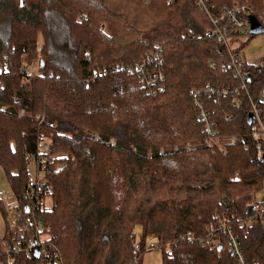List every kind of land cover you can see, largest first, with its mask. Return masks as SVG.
I'll return each mask as SVG.
<instances>
[{
  "label": "trees",
  "instance_id": "obj_1",
  "mask_svg": "<svg viewBox=\"0 0 264 264\" xmlns=\"http://www.w3.org/2000/svg\"><path fill=\"white\" fill-rule=\"evenodd\" d=\"M249 1L263 16L264 0ZM209 28L194 0H0V166L15 207L28 215L38 202L28 195L27 160L40 138L50 151L38 154L64 165L47 175L51 206L35 210L47 252L26 255L7 226L0 263L137 264L139 226L138 242L156 240L162 264H236L218 215L246 260L264 264V222H243L264 189L246 122L250 101L264 118V80L245 61L238 106L204 100L207 84L240 86ZM154 53L155 81L145 87L146 71L126 67ZM195 99L219 135L241 138L225 142V153L205 143Z\"/></svg>",
  "mask_w": 264,
  "mask_h": 264
},
{
  "label": "built area",
  "instance_id": "obj_2",
  "mask_svg": "<svg viewBox=\"0 0 264 264\" xmlns=\"http://www.w3.org/2000/svg\"><path fill=\"white\" fill-rule=\"evenodd\" d=\"M194 3L196 7L206 15L210 23V30H208L209 36L216 39L218 42L224 44L225 48L227 49L229 55V64L232 66L234 75L240 80V87L245 89V78L247 75L246 71L244 70L245 60L243 59V54L240 50L235 51L234 49L236 47H231L229 39L233 41L232 44L235 43V45H238V43L236 44L237 41L235 40L237 39V37L250 34V23L248 17L249 15L255 16V9L251 4L252 2H250L249 0H194ZM256 18L264 26V14L263 16L258 15L256 16ZM159 59L160 57L158 53L149 55L147 54L140 61L135 62L132 66L126 67V69L128 71L138 70L140 73H144L143 71L145 70L146 72L142 76L141 81L145 87L150 86L155 81V78L152 79L151 77H147L149 76L147 75V73L148 71H150L149 66L153 62H158ZM254 66L256 67L257 72L262 74L264 80V58L260 59L256 64H254ZM121 69L124 70L123 67H121ZM0 70L3 71L2 66H0ZM158 78H162L161 73H158ZM204 90L208 96L210 95V93L219 92L220 94L226 95L230 94L233 91L225 86L216 88L211 85L209 86V84L205 86ZM262 97H264V93L262 94ZM233 101H235V104L239 103L238 98L234 99ZM194 103L198 108V120L202 123L203 130H205V134L207 136L214 137V139H212V143L213 145H216L215 148L221 153H225L226 150L224 143L227 141L224 139H220L218 141L216 139L219 134L218 131L214 129L210 117H208L209 114L204 105V101L200 99H195ZM250 103V106L252 107L250 111L252 113V124L250 125V134L251 138L256 143L257 156L261 159L264 155V118H262L261 109L259 105L257 103H254L253 101H250ZM1 108L5 109L4 106H2ZM20 114L21 116L24 115V111L21 109L19 111V115ZM38 116L37 120L39 122L44 120L42 116ZM92 137L97 140H99L100 138L96 133H93ZM207 139L205 140V143L208 145L211 142ZM229 140L233 143L235 142L236 138L235 136H232ZM110 142L113 144L112 139H110ZM186 145L189 146L190 144ZM173 149H177V147H174ZM37 150L38 151L36 154L31 155L29 157L35 162V165L37 167V176L36 180L31 183L32 186L28 191V195L30 197L38 200V202L33 203L30 208L28 207L30 210L28 211V214L33 218V221L29 220L28 224H33L36 232L43 231L44 228L43 225L37 223V221L34 219L35 210L41 209V200L43 199V197H47L52 193V187L47 178L49 169L54 170L61 167L62 165L60 162L54 163L52 158H50L49 154H38V152L49 151L47 140L40 138L38 141ZM160 152H163L162 148L160 149ZM48 165L50 166V168H47ZM253 208L257 213L255 217H257L260 222H264V203L255 201L253 202ZM7 210L8 212H14L16 216L22 214L21 207H8ZM215 217V223L217 225L216 230L221 231L220 233L225 235L228 250L230 251L232 257L235 259L236 264H259L260 262L257 261L249 262L246 260L241 249L242 247L240 245V242L231 231L230 226L224 224L218 215H216ZM251 219H246L243 222L255 220V218L253 220ZM28 224H26L25 227L29 226ZM188 239H192L191 234L188 235ZM46 247L47 246L45 241H41L40 239L36 238H31V240H29L28 243L25 244L23 249H20H22V251L26 255H29L30 253L34 254L36 250L39 251V255H45V253L47 252ZM154 248H158V243L156 240L146 242L143 245L140 244L138 241L133 244V249L136 253L151 251ZM55 261L59 262V258L57 257ZM49 263L50 262H48L47 264Z\"/></svg>",
  "mask_w": 264,
  "mask_h": 264
},
{
  "label": "rangeland",
  "instance_id": "obj_3",
  "mask_svg": "<svg viewBox=\"0 0 264 264\" xmlns=\"http://www.w3.org/2000/svg\"><path fill=\"white\" fill-rule=\"evenodd\" d=\"M236 41L238 42V44H240L241 42L244 43L242 45V48H241V53L243 54V59L246 62L251 63V64H256L260 59L264 58V33L256 34V35L254 34L252 37L250 36V34L242 35V36L237 37ZM229 42L231 43V47H233V48L237 47V45H235V43L232 44L233 41H231V39H229ZM237 42H236V44H237ZM216 88H219V86ZM263 93H264V90H263ZM212 96L216 99V101L223 99V102L225 101L229 105L231 104L234 106H238L239 103L235 104V101H233V100L238 98V101L240 102L241 96H242V91H241V88L239 86V88L235 87L230 94H226V95L220 94L219 92L210 93L209 96L208 95L205 96L204 100L209 101V99H211V98L213 99ZM4 108H5V106H4ZM251 108L252 107L250 106V109ZM38 115L41 116L40 114L36 113V114L32 115V117L37 120ZM224 116H226V110L224 112ZM251 124H252V118H251V123L249 125H251ZM249 132H250V129H249ZM249 135L251 137L250 133H249ZM232 136H235V135H230V136L219 135L218 137H216V139L218 141L220 139H224L227 141L226 143H232L229 140ZM235 138H237L236 139L237 141H239L241 139V138H238L237 136H235ZM206 139L211 142L208 145L213 147V150H214L215 146H216V145H213V143H212V141H213L212 139H214V137L206 136L205 140ZM186 144L189 145L190 143H186ZM186 144L184 145L185 149H189L190 147H192L191 146L192 144L189 145L190 147L187 146ZM211 147H210V149H211ZM225 150H226V148H225ZM49 151H50V149H49ZM218 152H220V151H218ZM56 153H58V152H56ZM49 156H50V158H52L53 162L55 163L56 162V160L54 159L55 154H49ZM27 173H28L29 180L31 181L30 183H33L36 180L37 167L35 165V162L30 158H28V160H27ZM0 200H1V202H0V238L3 237L6 227L9 226V227H11L12 232H14L13 237H15V238L18 237L21 241H23L24 244L28 243V241L31 240V238L40 239L41 241L48 239L49 235H48L46 230L36 232L33 224L32 225L28 224L29 220L33 221L32 216H30L29 214H28L29 215L28 216L27 214H25L23 212L21 215L16 216L14 212H8V210H7L8 207L16 208L15 206L17 205V201L15 199V195L13 194V191L11 190V187L9 186V184L6 180L5 172L1 166H0ZM255 200H256V202L264 203V189L263 188L261 189V191H259L256 194ZM41 203H42V207H45V208L50 207L51 206L50 197L49 196L43 197V199L41 200ZM13 211H14V209H13ZM254 217L255 216L253 215L248 219H251V218L254 219ZM34 219H35V217H34ZM253 219H251V220H253ZM253 222H255V220L245 222V223L251 224ZM26 224H28L29 226L25 227ZM139 231H140L139 226L134 228L135 241H139L138 240ZM149 241H155V240L152 238H148L147 241H145V242H149ZM0 264H2V263H0ZM137 264H162L161 263V249L154 248L151 251L143 252V255L141 256V258L139 259Z\"/></svg>",
  "mask_w": 264,
  "mask_h": 264
},
{
  "label": "water",
  "instance_id": "obj_4",
  "mask_svg": "<svg viewBox=\"0 0 264 264\" xmlns=\"http://www.w3.org/2000/svg\"><path fill=\"white\" fill-rule=\"evenodd\" d=\"M248 19H249V23H250V31L249 32L251 35L264 33V26L258 21V19L254 15H249ZM247 117L248 118L246 119V122H247V124H250L251 118H252V113L250 112L247 115ZM262 161H264V155L262 156ZM25 210H27V208H25ZM38 255H39V251L36 250L34 253V256L37 257Z\"/></svg>",
  "mask_w": 264,
  "mask_h": 264
}]
</instances>
